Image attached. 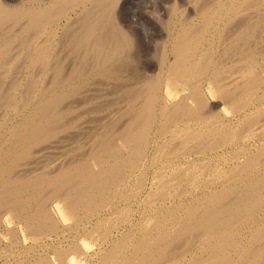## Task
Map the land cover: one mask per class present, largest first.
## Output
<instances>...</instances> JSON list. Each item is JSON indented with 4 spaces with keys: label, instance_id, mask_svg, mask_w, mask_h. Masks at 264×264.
<instances>
[{
    "label": "bare ground",
    "instance_id": "1",
    "mask_svg": "<svg viewBox=\"0 0 264 264\" xmlns=\"http://www.w3.org/2000/svg\"><path fill=\"white\" fill-rule=\"evenodd\" d=\"M0 264H264V0H0Z\"/></svg>",
    "mask_w": 264,
    "mask_h": 264
},
{
    "label": "rangeland",
    "instance_id": "2",
    "mask_svg": "<svg viewBox=\"0 0 264 264\" xmlns=\"http://www.w3.org/2000/svg\"><path fill=\"white\" fill-rule=\"evenodd\" d=\"M15 1H20V0H15ZM164 11H165V8H164Z\"/></svg>",
    "mask_w": 264,
    "mask_h": 264
}]
</instances>
